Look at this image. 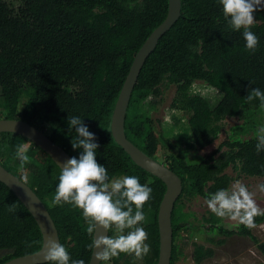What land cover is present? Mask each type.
<instances>
[{
    "label": "trees",
    "instance_id": "obj_1",
    "mask_svg": "<svg viewBox=\"0 0 264 264\" xmlns=\"http://www.w3.org/2000/svg\"><path fill=\"white\" fill-rule=\"evenodd\" d=\"M168 0H0V119L21 120L43 131L71 158L68 118L78 116L95 135L99 145L97 163L107 169L109 180L134 175L152 189L144 213L153 212V222L143 226L151 251L141 264H156L159 250L157 212L165 185L138 167L114 141L110 123L113 109L131 63L154 29L166 18ZM251 31L259 38L254 54L245 50L242 32L232 31L218 0H181L180 17L158 41L145 60L126 110V138L145 155L156 160L159 145L175 151L183 146L197 151V162L187 163L179 153L165 157L166 167L182 183V192L171 215L172 249L170 264H178L181 247L193 246L195 264L213 258L212 247L192 241V234L217 247L232 237L258 243L252 230L230 225L219 218L206 219L201 228L175 224V208L182 198L204 201L236 180L226 173L232 169L245 177L264 178V150L257 152V137L240 140L221 136L222 123L235 118L243 107H260L259 100L246 102L252 88L264 92V10L254 14ZM202 81L221 93L211 106L192 94L191 86ZM174 88L170 107L188 116V133L164 138L155 122L139 113L140 103L154 98L157 104L164 90ZM25 97L23 108L19 103ZM53 112L54 116L40 114ZM48 127V131L45 130ZM30 143L13 133H0V163L21 178L16 152ZM24 166L27 185L45 205L72 260L89 263L92 250L82 210L70 204L53 206L51 200L59 183L60 169L39 147L30 143ZM9 159L12 164H3ZM157 161V160H156ZM15 204V212L9 206ZM212 215V214H211ZM257 226L264 215L254 218ZM185 234V238L182 235ZM109 235H114L112 231ZM31 244V247L28 245ZM41 232L31 214L0 182V264L37 252ZM264 256V244L258 245ZM134 255L121 254L111 264H137ZM104 263V262H102Z\"/></svg>",
    "mask_w": 264,
    "mask_h": 264
},
{
    "label": "clouds",
    "instance_id": "obj_2",
    "mask_svg": "<svg viewBox=\"0 0 264 264\" xmlns=\"http://www.w3.org/2000/svg\"><path fill=\"white\" fill-rule=\"evenodd\" d=\"M228 27L234 32H242L245 50L254 54L259 38L251 31L257 23L254 14L264 10V0H218ZM246 102L260 101L264 108V92L252 88ZM75 129L71 140L73 150L81 149L79 157L69 158L60 168L59 183L51 200L53 206L70 204L82 210L87 233L91 238L89 249L99 264H106L121 254L134 255L143 259L151 251L146 243L148 233L142 226L146 221L144 206L152 198V189L141 184L134 175H124L109 180L107 169L97 163L96 150L99 145L95 135L78 116L68 118V131ZM256 145L257 152L264 150V127L259 129ZM30 143H23L16 152L22 173L19 185L27 184L24 166L29 161L27 153ZM258 189L264 193V184ZM207 208L219 218H228L251 230L257 227L255 217L264 215L255 199L254 193L237 181L231 188L221 189L205 200ZM9 212H15V204L9 206ZM101 234L96 235L97 231ZM114 235H109V232ZM95 234V235H94ZM31 247V244L28 245ZM43 254L44 264H85L83 260H72L66 247L57 239L49 238Z\"/></svg>",
    "mask_w": 264,
    "mask_h": 264
},
{
    "label": "water",
    "instance_id": "obj_3",
    "mask_svg": "<svg viewBox=\"0 0 264 264\" xmlns=\"http://www.w3.org/2000/svg\"><path fill=\"white\" fill-rule=\"evenodd\" d=\"M180 7L181 0H168L166 18L152 31L137 51L115 103L110 123V130L114 141L129 155L138 167L158 178L165 185V193L157 212L159 250L156 264H170L172 249L171 215L175 201L181 195L182 183L180 178L169 168L145 155L126 138L124 122L130 97L142 66L148 56L154 51L159 39L179 19ZM0 133H13L23 137L44 151L58 168L71 158L60 146L53 143L43 131L24 121L0 119ZM19 180L18 177L8 172L0 163V182L17 197L34 218L41 232L42 244L37 252L13 258L4 264H44L43 254L47 240L52 238L59 241L58 233L45 205L27 184L24 186L19 185L17 182ZM99 234L101 233L98 230L96 235ZM94 253L95 250L91 253L88 264H99L94 259Z\"/></svg>",
    "mask_w": 264,
    "mask_h": 264
},
{
    "label": "rangeland",
    "instance_id": "obj_4",
    "mask_svg": "<svg viewBox=\"0 0 264 264\" xmlns=\"http://www.w3.org/2000/svg\"><path fill=\"white\" fill-rule=\"evenodd\" d=\"M190 91L192 94L203 97L211 106H214L222 96L219 91L211 88L202 81H195ZM173 95L174 88L170 87L163 91L158 99L160 101L157 104H152L154 98L149 97L142 101L139 106V113L152 119L155 122L158 133L171 142H175L174 137L176 135L189 134L187 125L188 116L170 107ZM25 100L26 98L23 96L19 103V111L23 108ZM40 114L55 117V113L53 112L46 113V111L42 110ZM261 127H264V108L243 107L237 117L226 118L223 121L221 136L247 140L257 137ZM45 130L48 131L47 126H45ZM158 149L156 160L164 166H166L165 157L171 153L181 154L187 163H195L200 158V154L197 151L188 150L183 146L175 151H170L162 145H159ZM1 162L6 165L7 163L12 164L9 159H2ZM226 173L236 180L231 184L229 190L239 181L249 191L254 193V199L257 205L261 209H264V193H261L258 189L260 184H264V178L245 177L232 169H227ZM144 214L146 221L142 226L152 223L154 218L152 211H147ZM206 219L218 221V217L207 208L202 198L184 197L177 202L175 208V224L201 228L209 224L205 222ZM224 222L230 225L237 224V222L231 221L228 218ZM252 234L258 243H254L248 238L232 237L226 240L223 245L217 247L216 245L204 242L203 236L197 235L196 233L192 234L193 238L191 242L204 244L206 247H212L214 249L215 254L213 258L204 261L202 264H264V256L258 249L259 244H264V223L254 228ZM182 237L185 238V234ZM181 250L182 256L179 258L178 264H195L192 256L193 246L191 243L185 247H181ZM137 261V264L142 263V259H137ZM106 264L111 263L106 262Z\"/></svg>",
    "mask_w": 264,
    "mask_h": 264
}]
</instances>
